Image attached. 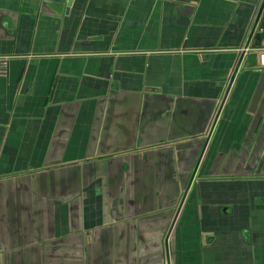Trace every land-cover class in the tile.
Returning a JSON list of instances; mask_svg holds the SVG:
<instances>
[{"label":"crops","instance_id":"crops-1","mask_svg":"<svg viewBox=\"0 0 264 264\" xmlns=\"http://www.w3.org/2000/svg\"><path fill=\"white\" fill-rule=\"evenodd\" d=\"M263 33L264 0H0V264H264Z\"/></svg>","mask_w":264,"mask_h":264},{"label":"built area","instance_id":"built-area-1","mask_svg":"<svg viewBox=\"0 0 264 264\" xmlns=\"http://www.w3.org/2000/svg\"><path fill=\"white\" fill-rule=\"evenodd\" d=\"M253 50L257 53L262 66H264V33H263L258 45L255 46L253 48Z\"/></svg>","mask_w":264,"mask_h":264},{"label":"water","instance_id":"water-1","mask_svg":"<svg viewBox=\"0 0 264 264\" xmlns=\"http://www.w3.org/2000/svg\"><path fill=\"white\" fill-rule=\"evenodd\" d=\"M256 23H257V21H256ZM256 23H255V24H256ZM255 37H257V35H256Z\"/></svg>","mask_w":264,"mask_h":264},{"label":"rangeland","instance_id":"rangeland-1","mask_svg":"<svg viewBox=\"0 0 264 264\" xmlns=\"http://www.w3.org/2000/svg\"><path fill=\"white\" fill-rule=\"evenodd\" d=\"M252 49V48H251Z\"/></svg>","mask_w":264,"mask_h":264}]
</instances>
